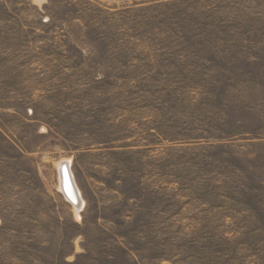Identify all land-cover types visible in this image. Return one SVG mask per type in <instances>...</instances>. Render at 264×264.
I'll return each instance as SVG.
<instances>
[{"label":"rangeland","instance_id":"374dc122","mask_svg":"<svg viewBox=\"0 0 264 264\" xmlns=\"http://www.w3.org/2000/svg\"><path fill=\"white\" fill-rule=\"evenodd\" d=\"M0 264H264V0H0Z\"/></svg>","mask_w":264,"mask_h":264},{"label":"bare ground","instance_id":"6f19581e","mask_svg":"<svg viewBox=\"0 0 264 264\" xmlns=\"http://www.w3.org/2000/svg\"><path fill=\"white\" fill-rule=\"evenodd\" d=\"M69 172V171H68ZM60 177V189L62 191V194L65 195L67 202L70 203V205L78 211L81 208V205L83 204L80 199V195L78 190H75V187L72 185L70 178L66 175L65 171L63 170L61 172ZM77 216V215H76Z\"/></svg>","mask_w":264,"mask_h":264}]
</instances>
